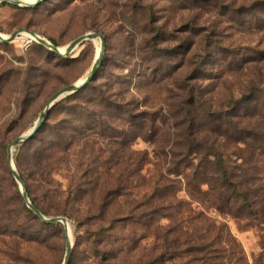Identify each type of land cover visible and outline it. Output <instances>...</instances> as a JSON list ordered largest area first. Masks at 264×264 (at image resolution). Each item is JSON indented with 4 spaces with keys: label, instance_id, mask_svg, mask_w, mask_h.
I'll use <instances>...</instances> for the list:
<instances>
[{
    "label": "rangeland",
    "instance_id": "374dc122",
    "mask_svg": "<svg viewBox=\"0 0 264 264\" xmlns=\"http://www.w3.org/2000/svg\"><path fill=\"white\" fill-rule=\"evenodd\" d=\"M190 21L202 28L193 30ZM153 28L163 34L164 43L172 49V56L165 62L169 63L170 71L164 75L158 73L155 77L149 75V71L146 74L139 70L134 72L132 67L138 63L137 52L146 55L147 60L155 61L156 53L147 43L155 35ZM15 32L36 33L50 43L54 41L60 49L87 33L103 35L105 53L97 78L75 98L77 107L71 111L75 112L71 117L73 121L83 118L89 122V115L85 112L89 111V106L86 105L89 99L97 96L98 87L109 91V94L132 96L141 111L157 112L162 117L169 112L167 98L170 91L189 72L200 75L197 85L214 107H218L219 101L228 93L238 95L251 80H260L264 87V0L200 1L193 7L189 6L188 0H44L35 8L0 5V34L10 36ZM201 33L216 35L214 42L219 37L221 46L239 50L241 55L246 53L251 56V63L245 64L242 72H235L234 67L229 72L218 67L213 60L206 71H193L199 60L194 58L195 65L188 67L187 60H183L185 49L182 45L190 40L199 44ZM128 35L136 39L132 48L126 42ZM36 46L34 41L30 42L21 35L10 42L0 43V165L2 159L5 158L6 162L7 145L32 129L49 99L61 88L87 77L100 50V41L84 42L69 55L72 60L66 62L48 58ZM218 47L212 43L214 51ZM130 52L133 56L128 57ZM259 52L263 55L257 54ZM223 72L225 77L221 78ZM69 112L68 108L62 107L54 111L50 128L40 137V143L51 139L50 129L54 126L60 130L63 142L68 136L62 129L65 121L70 120ZM97 121L101 122L103 118ZM170 133V121H165L154 138L155 144L139 139L132 146L134 153L128 157L133 165L137 163L138 154L147 153L142 174L133 178V192L137 199L151 193L156 175L160 172L166 175L171 155L167 152L169 149L162 152L159 147H166ZM99 134L98 130L87 134L89 143L96 141L99 144L94 154L89 152V163L108 157V148ZM75 137V145L69 155L59 154L57 182L60 196L45 204L39 202L40 207L52 209L46 217L67 219L72 245L69 264H149L146 258H150L146 254L153 244L152 230L146 231L138 223L123 221L129 215L126 200L102 202L104 191L101 184H79L85 174L80 164L86 155L81 150L83 133L77 131ZM40 143L15 147L14 158L28 161ZM233 151L228 149L226 152L232 161L236 159ZM15 191L10 178L0 172V198L6 202L2 215L7 219L0 223V264H62L67 242L63 226L60 224L56 229H47L38 219L28 217L22 196L21 199L16 197ZM177 197L189 201L184 186ZM192 207V215L201 212L206 216L202 219L205 222L215 224L216 228L225 226V233L235 239L248 264H257L264 245V227L235 221L204 202L194 203ZM200 226L204 224L200 223ZM91 233H95L94 236L91 237ZM144 236L145 239L136 246L130 242ZM93 241L97 249L108 252L106 257L96 255Z\"/></svg>",
    "mask_w": 264,
    "mask_h": 264
},
{
    "label": "trees",
    "instance_id": "16d2710c",
    "mask_svg": "<svg viewBox=\"0 0 264 264\" xmlns=\"http://www.w3.org/2000/svg\"><path fill=\"white\" fill-rule=\"evenodd\" d=\"M200 1L211 0H188L189 6H198ZM190 24L193 30L202 28L196 26L193 21H190ZM153 29L155 35H152L147 43L156 53L153 58L155 61L147 60L146 55L137 52L139 60L132 67L134 72L139 70L146 74L145 72L149 71V75L155 77L158 73L166 74L171 68L169 63L165 62L172 56V49L164 43L163 34H159L158 29ZM201 36L199 44L190 40L182 45L185 49L183 60H187L188 67L195 65L194 58L197 57L199 60L193 71H206L213 60L220 68L230 70L234 67L235 72H242L245 64L251 63V56L246 53L241 55L239 50L221 46L219 37L214 42L216 35L214 37L201 33ZM135 40L132 35L126 37V42L131 48L135 45ZM51 43L58 46L54 41ZM212 43L220 46L217 51L212 49ZM36 45V49L48 58L54 57L62 62L72 60L69 57H58ZM131 54L130 52L127 56L131 57ZM257 54L263 55L262 52ZM129 65L131 66V63ZM188 74L170 91L167 98L169 112L164 117L157 112L141 111L132 96L125 97L122 93L109 94V91L98 87L97 96L89 99L86 105L89 106V111H85L86 115H89V122L83 121V118L73 121L71 117L75 112L71 111H75L77 107L75 98L83 89L95 82L97 73L85 88L58 101L48 113L39 131L20 146L40 143V137L50 128L53 113L59 107L68 108L70 111L68 113L70 120L65 121V127L62 129L68 136L61 142L60 130L55 126L51 127V139L44 144L40 143L41 146L34 149L28 161L13 156L16 170L25 184L31 203L45 216L48 211H52L51 207L47 209L40 207L39 202L45 204L60 196L57 182L59 154L69 155L75 145V132L79 131L83 133L81 150L86 155L80 164L85 174L79 184L81 186L101 184L104 191L102 202L126 200L129 215L123 221L138 223L146 231L152 230L153 244L146 254V257L150 258H146L149 264H248L235 239L225 233V226L216 228L215 224L205 222L202 219L206 216L201 212L192 215L194 213L192 204L204 202L219 214L235 221L264 227V87L261 86L260 80H251L238 95L230 92L219 101L218 107H214L197 85L201 80L200 75L190 72ZM222 74L221 78H224L225 73ZM138 75L140 76L139 73ZM100 118H103V121H97ZM165 121H170L172 130L169 134L170 143L168 142L166 147L163 145L159 147L162 152L169 149L167 152L171 155L166 175L162 172L156 175L151 193L137 199L133 192V178L142 174L147 162V153L138 154L136 165L130 162L128 156L134 153L131 150L132 146L139 139L155 144L154 138ZM94 130H98L99 136L104 138L108 157L105 160L95 159L89 163V152L94 154L96 146L99 149L98 142L89 143L90 136L87 134ZM228 149L234 150L233 154L236 155L234 161L226 153ZM3 152L2 147V155ZM0 172L2 176L10 178L16 189L14 195L21 199L18 185L7 165V157L6 162L5 158L2 159ZM90 172L92 173L89 181ZM182 186L189 201L179 200L177 197ZM23 208L28 217L37 219L25 204ZM5 209L6 202L0 198V223L7 220L2 215ZM200 223L204 226L201 227ZM42 225L47 229H56L60 224ZM94 234L91 233L90 236ZM136 239L130 240L135 246L144 240L145 236ZM92 245L97 256L108 255L107 251L97 249L94 241ZM261 250L257 264H264V245Z\"/></svg>",
    "mask_w": 264,
    "mask_h": 264
},
{
    "label": "water",
    "instance_id": "95a60500",
    "mask_svg": "<svg viewBox=\"0 0 264 264\" xmlns=\"http://www.w3.org/2000/svg\"><path fill=\"white\" fill-rule=\"evenodd\" d=\"M42 1H44V0H34L32 3H25L21 0H0V4L6 3V4L14 5L17 7H21V8H35ZM22 33L29 34L36 44H38L39 46L45 48L47 51H49V52H51V53H53V54H55L61 58L69 57V55L73 51H75L84 42L95 41L97 39H99V41H100L99 53L96 56L87 77L85 79H83L80 83L77 82L74 84H70V85L65 86V87L61 88L60 90H58L49 99V101L46 103L44 109L39 114V117H38L37 121L35 122L34 126L32 127V129L28 133H26V134H24L18 138L13 139L7 145V148H6L7 165L9 167V170L11 172L13 179L15 180L16 184L19 187V190H20V193H21V196H22V199H23V202H24L26 208L29 211H31V213L44 224H48V225L61 224L63 226L67 242H66V252H65V256H64V260H63L62 264H69L71 252H72V245H71V242L69 239V225H68L67 219L65 217H46L31 203V201L29 200V197L27 195L26 189H25V184L23 183V181H22V179H21V177H20L19 173L17 172L16 167L14 165L13 149L15 147L23 145L24 143L29 141L39 131V129L41 128L42 124L44 123L48 113L50 112V110L53 108V106L58 101L80 91L81 89L85 88L87 85H89L93 81V79H94V77H95V75H96V73H97V71L101 65L103 57H104L105 39H104L103 35H101V34L87 33V34H84L82 36L77 37L76 39L71 41L63 50H61L60 48L54 46L52 43H50L49 41H47L46 39H44L43 37L39 36L36 33H33V32H15V33L11 34L10 36H4V35L0 34V43L10 42L13 39L17 38L19 35H22ZM30 42H32V41H30Z\"/></svg>",
    "mask_w": 264,
    "mask_h": 264
},
{
    "label": "bare ground",
    "instance_id": "6f19581e",
    "mask_svg": "<svg viewBox=\"0 0 264 264\" xmlns=\"http://www.w3.org/2000/svg\"><path fill=\"white\" fill-rule=\"evenodd\" d=\"M21 1H23V2H25V3H32L33 1H30V0H21ZM21 36H25L27 39H28V41H33V39H32V37L29 35V34H27V33H22V35ZM64 48H62L61 50H63ZM99 53V52H98ZM82 81V80H81ZM81 81H79V83L81 82ZM69 239H70V235H69Z\"/></svg>",
    "mask_w": 264,
    "mask_h": 264
}]
</instances>
